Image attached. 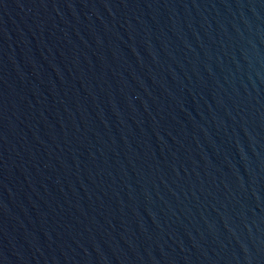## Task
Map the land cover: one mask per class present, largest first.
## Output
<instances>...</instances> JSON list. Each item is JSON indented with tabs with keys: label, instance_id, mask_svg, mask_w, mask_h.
Listing matches in <instances>:
<instances>
[{
	"label": "water",
	"instance_id": "water-1",
	"mask_svg": "<svg viewBox=\"0 0 264 264\" xmlns=\"http://www.w3.org/2000/svg\"><path fill=\"white\" fill-rule=\"evenodd\" d=\"M0 264H264V0H0Z\"/></svg>",
	"mask_w": 264,
	"mask_h": 264
}]
</instances>
